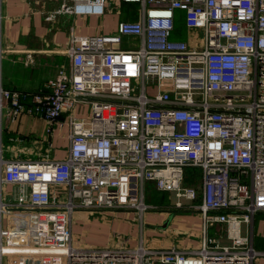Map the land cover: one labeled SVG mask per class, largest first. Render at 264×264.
Returning <instances> with one entry per match:
<instances>
[{
	"label": "built area",
	"instance_id": "2783aa9c",
	"mask_svg": "<svg viewBox=\"0 0 264 264\" xmlns=\"http://www.w3.org/2000/svg\"><path fill=\"white\" fill-rule=\"evenodd\" d=\"M125 1L140 4V19L120 21L114 36L73 35L70 68L49 91L0 84V116L6 108L53 123L67 113L70 126L63 160L0 154V264H255L264 257L253 239L255 215L264 212V0ZM106 4L74 0L73 9L101 14ZM179 8L187 27L202 31L199 44L171 39ZM124 36L139 37V47L114 48ZM79 103L90 116L71 113ZM188 167L201 170L199 184L186 182ZM148 181L172 193L175 207L200 211V248L75 241L78 211L135 210L142 219ZM216 223L229 244L207 235Z\"/></svg>",
	"mask_w": 264,
	"mask_h": 264
},
{
	"label": "crops",
	"instance_id": "0c3cea01",
	"mask_svg": "<svg viewBox=\"0 0 264 264\" xmlns=\"http://www.w3.org/2000/svg\"><path fill=\"white\" fill-rule=\"evenodd\" d=\"M73 7L74 0H0V84L28 93L49 91V83L58 79L61 69L70 68L66 48L73 35L114 36L120 21L141 17L140 4L135 1L107 0L106 9L101 14L77 13ZM200 32L192 31L185 41L199 44L202 38ZM139 45V37L124 36L114 48L132 50ZM4 110L0 116V154L4 159L35 161L63 160L67 157L70 148L67 113L49 123L42 116L25 113L14 116L9 109L4 116ZM71 113L88 117L91 108L89 104L79 103ZM2 190L3 196L12 204L13 185L6 184ZM161 206V213L148 216L145 213L142 219L135 210H108L99 215L78 211L75 213L76 220L82 226L74 227L73 222L74 239L81 238L82 241L76 242L100 248H133L141 239L151 248L176 247L186 251L200 248L203 229L201 215L194 213L197 209L187 205L177 208L170 202ZM181 209L183 212L173 213ZM7 215L4 213L1 220L4 227L7 226ZM256 216L254 245L264 251V245L261 247L264 220L259 223V229L263 231L258 234ZM215 225L207 231L211 238H215L213 233L209 235ZM257 237H260V248L257 247ZM255 264H264V257L256 260Z\"/></svg>",
	"mask_w": 264,
	"mask_h": 264
},
{
	"label": "rangeland",
	"instance_id": "374dc122",
	"mask_svg": "<svg viewBox=\"0 0 264 264\" xmlns=\"http://www.w3.org/2000/svg\"><path fill=\"white\" fill-rule=\"evenodd\" d=\"M70 5L72 6L73 3H70ZM175 28H176V30L174 31V33H173V35L171 37L172 40H188V36L190 35V33L192 31L186 25V10L181 9V8H179L177 10V17H176ZM198 31L199 30H195L194 33L195 32H198ZM202 35H203V33L201 31L200 32V36L202 37ZM134 84H136V88H137V90H139V84L136 81H134ZM150 87L152 88V85ZM163 87L164 88H167V87H169V84L168 83H164L163 84ZM153 91H154L153 88L150 89V92H153ZM3 115L4 116L6 115V109L4 110ZM200 172H201V170L199 168H196V167H188V168H186V182L188 184H192V185L199 184L200 183V180H201V178L199 176V173ZM67 193H68V188H64V189L60 190L58 192V197H59L58 198V201H60V202L64 201V199L67 196ZM170 194H172V193L158 191L156 189V184L154 182L148 181L146 183V203L149 206H151V207L147 210L146 216H148L150 214H159V213H161L162 212V206H161L162 204H167V203L170 202L171 204L174 205L175 204V201H176V198H175V196L173 194H172L173 196H171ZM172 211L173 210H171V212ZM104 212H106V211H96L94 213H91V212L90 213L93 214V215H95V214H98L99 215V214H102ZM181 212H183L182 209L181 210L173 211V213H181ZM194 213L200 214V211L199 210H196ZM256 215H257L256 216V220H257L256 227L258 228V229H256V232L258 234H261L263 230L260 231V229H259L260 228L259 223H261V221L264 220V212L258 213ZM140 218L141 217H139V219ZM76 219H77V215L74 214V220H73L74 227H80V226H82V224L79 223ZM219 224H221V223H216L215 228L211 230L212 232L211 231L209 232V235L212 236V233H213L215 239H218V241L221 244L222 243L229 244L230 242L226 239L225 225L222 224V226H223L222 227ZM151 229L154 230V227L152 226ZM262 234H264V232ZM221 236H223V237L221 238ZM259 238L260 237H257V247L258 248H260ZM76 240L77 241H82L81 238H76ZM261 240H262L261 247H263V245H264L263 244L264 243V238L261 237ZM78 243H81L82 244V242H78ZM145 245L147 247H149V248L151 247L147 243Z\"/></svg>",
	"mask_w": 264,
	"mask_h": 264
},
{
	"label": "trees",
	"instance_id": "16d2710c",
	"mask_svg": "<svg viewBox=\"0 0 264 264\" xmlns=\"http://www.w3.org/2000/svg\"><path fill=\"white\" fill-rule=\"evenodd\" d=\"M259 213H262V212H259Z\"/></svg>",
	"mask_w": 264,
	"mask_h": 264
}]
</instances>
